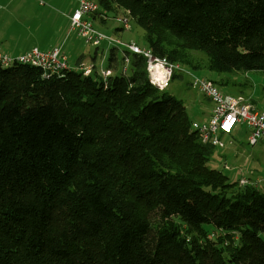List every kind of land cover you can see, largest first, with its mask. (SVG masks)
I'll return each instance as SVG.
<instances>
[{"label":"trees","instance_id":"1","mask_svg":"<svg viewBox=\"0 0 264 264\" xmlns=\"http://www.w3.org/2000/svg\"><path fill=\"white\" fill-rule=\"evenodd\" d=\"M95 1L129 11L156 58L264 72V0ZM95 55L87 76L0 67V264H264V188L207 167L215 148L142 56L110 47L102 77Z\"/></svg>","mask_w":264,"mask_h":264},{"label":"rangeland","instance_id":"2","mask_svg":"<svg viewBox=\"0 0 264 264\" xmlns=\"http://www.w3.org/2000/svg\"><path fill=\"white\" fill-rule=\"evenodd\" d=\"M92 1L97 3L95 0ZM75 7L74 0H0V51L14 56L34 47L47 50L64 43L63 51L68 58L69 67H74L75 62L89 66L93 63L94 53L97 52L94 65L97 69L106 68L107 53L111 46L104 43L96 51L95 48L85 45L76 34L70 33L68 17ZM104 9L108 20L104 21V24L96 25L102 33L121 43L133 41L144 47V32L135 24L129 11L118 8L115 4H110ZM117 17L128 19V29L115 22ZM117 47L122 49V45ZM79 55L82 56L77 59ZM189 55L199 70L193 71L189 67L179 65L190 74L214 81L224 94L244 96L258 111L264 112V72L217 75L207 71V60L202 53L192 51ZM190 74L179 73L180 76H175L176 79L169 83L167 91L185 104L191 122H204L210 117L211 106L204 96L190 88ZM221 81L225 83L220 87ZM248 131L249 129L242 127L238 133L224 137L223 140L229 147L223 150L214 149L207 167L222 172L230 182L238 180L237 170L240 169L252 179L260 178L264 170V145L248 146L246 144ZM236 152L239 154L236 155ZM223 161L233 170H224L221 166ZM262 188L264 184L260 183L259 189ZM261 236L264 239V231Z\"/></svg>","mask_w":264,"mask_h":264},{"label":"built area","instance_id":"3","mask_svg":"<svg viewBox=\"0 0 264 264\" xmlns=\"http://www.w3.org/2000/svg\"><path fill=\"white\" fill-rule=\"evenodd\" d=\"M76 7L69 16V31L76 34L85 45L90 47H100L106 43L111 47L122 45V48L130 53L140 55L146 60V71L148 73L149 83L162 91L168 88L172 75L181 73L190 74L179 64H171L165 59H159L135 42L121 43L117 39L107 37L97 30L95 23L90 19L92 15H99V20L107 21L108 17L100 6L92 0H74ZM115 22L124 29H128V19L126 17H117ZM128 58L124 59L122 74H127ZM14 65H26L38 68L42 79H50L53 76H61L68 66V58L62 52L60 47H54L47 50L32 48L23 54L11 56L0 52V67L9 68ZM93 65L86 66L81 63L78 69L87 76L91 73ZM102 77L112 75L111 69L100 68ZM190 88L204 96L211 106L210 117L207 121L192 122L191 131L197 133L203 144L210 145L215 149L223 150L226 148L224 137H230L237 133L242 127L249 129L246 144L250 147L262 144L264 145V112L258 111L252 104L241 96L223 94L219 87L211 80L197 78L190 74ZM231 145V144H229ZM221 166L226 171L233 170L226 162ZM239 178L237 180L239 187H254L259 189V184H264V170L260 178L252 179L237 170Z\"/></svg>","mask_w":264,"mask_h":264},{"label":"crops","instance_id":"4","mask_svg":"<svg viewBox=\"0 0 264 264\" xmlns=\"http://www.w3.org/2000/svg\"><path fill=\"white\" fill-rule=\"evenodd\" d=\"M74 10V9H73ZM72 10V11H73ZM68 24H69V17H68ZM63 45H64V43H62V44H60L58 47H60L61 48V50H62V52L64 53V55H66V53H65V51H63ZM1 48V47H0ZM54 48V47H53ZM1 52V51H0ZM2 53V52H1ZM12 56V55H11ZM14 56H16V55H14ZM82 56V55H81ZM80 55L78 56V58L77 59H79L80 57H81ZM96 57V56H95ZM95 61V60H94ZM224 83L225 82H220V87L222 86V85H224ZM216 84V83H215ZM218 87H219V85L218 84H216ZM241 86V85H240ZM220 89V88H219ZM237 89H235V91H236ZM221 91V90H220ZM224 94V93H223ZM237 95H239V94H237ZM208 102V101H207ZM209 104V103H208ZM210 105V104H209ZM240 130H238V131H236L237 133L239 132ZM227 147H229V146H226V148ZM236 155H238L239 154V152H236L235 153ZM236 155H235V157H236ZM233 169V168H232ZM241 170V169H240ZM242 171V170H241ZM244 171V170H243ZM250 177V176H249ZM259 188V187H258ZM263 189V188H262Z\"/></svg>","mask_w":264,"mask_h":264},{"label":"bare ground","instance_id":"5","mask_svg":"<svg viewBox=\"0 0 264 264\" xmlns=\"http://www.w3.org/2000/svg\"><path fill=\"white\" fill-rule=\"evenodd\" d=\"M236 96H241V97H243L244 99H246L250 104H252L251 102H250V100H248L247 98H245L244 96H242V95H236ZM253 105V104H252Z\"/></svg>","mask_w":264,"mask_h":264},{"label":"clouds","instance_id":"6","mask_svg":"<svg viewBox=\"0 0 264 264\" xmlns=\"http://www.w3.org/2000/svg\"><path fill=\"white\" fill-rule=\"evenodd\" d=\"M259 190H261V189H259Z\"/></svg>","mask_w":264,"mask_h":264}]
</instances>
